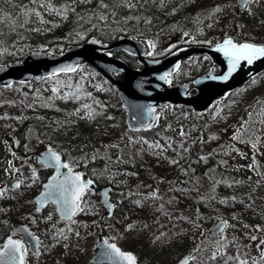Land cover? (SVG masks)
Returning a JSON list of instances; mask_svg holds the SVG:
<instances>
[{
  "label": "trees",
  "instance_id": "trees-1",
  "mask_svg": "<svg viewBox=\"0 0 264 264\" xmlns=\"http://www.w3.org/2000/svg\"><path fill=\"white\" fill-rule=\"evenodd\" d=\"M220 1L0 0V66L19 62L33 51L62 53L69 46L81 45L90 38L107 45L121 37L144 41L150 49L147 58L151 60L163 59L181 48L211 47L221 37L217 36L215 39L210 32L201 30L199 24L203 19L204 9ZM233 8L236 6L233 5ZM180 32L187 34L188 39L166 48L165 45L173 42L175 35ZM228 32L229 30L224 38L230 37ZM235 41L239 44L247 42L239 39ZM247 43L264 46V42L256 40ZM112 55L132 68H139L132 56L120 51H114ZM188 64L183 63L171 76V85L192 83L205 75L212 66L206 56H197L190 62L195 67L190 73H185L184 68ZM81 75L85 76V80L80 82L78 79ZM263 76L264 73L251 79L227 98L258 87ZM91 86H96L98 90L91 91ZM225 99L217 103H222ZM103 104L112 106L124 115L116 91L86 68H79L72 74L34 79L27 85L14 84L7 89H0V146L5 144L13 156H18L28 150L29 136L32 134L39 136L46 149L54 151L70 165L89 164L90 167L112 169L130 165L131 171H145L158 180L161 187L150 196L132 192L138 184L132 176L126 187L121 188V204L117 209L119 208V214L125 215L135 225L125 228L120 224L121 226L116 227L112 224L113 220L105 219L104 227L97 229L100 232L97 237L112 243L121 252L131 254L135 258V264H175L183 257L190 258L189 264H238V261L228 258L244 259L230 249V245L234 244L233 240L230 245L211 247L210 242L214 243V240L208 238L195 251L184 250L183 247L180 249V244L187 230L210 225L216 219L227 222V232L229 228H233L235 233L245 232L248 235V231H252L253 225H257L260 220V195L264 198V184L257 185L255 190L258 197L253 199L243 198L237 192L229 196L224 188H220L226 183H220L213 196L207 197L195 181L200 172L198 158L202 156L195 153L193 141H189L184 150L170 153L161 142L147 139L152 130L137 133L139 137L132 138L134 134L125 125L122 131L129 137V142L123 145L118 159L105 161L93 153L99 145L111 139L115 141L116 133H109L106 123L102 122L98 108ZM176 115L182 119H202V115L193 114L191 110L173 107L162 111L161 120ZM29 156L31 158L34 155ZM203 158H209L213 160V165H219L213 155ZM130 169L124 172L134 175ZM82 171L88 176L91 174H88L89 169ZM109 176L113 177L108 173L104 174L105 185L109 184ZM39 187L40 185L28 187L22 184L18 189H9V192L4 193L0 203V248L8 237L21 239L15 225H26L34 235L37 226L31 225V217H40L50 212L58 224H70L59 220L55 211H50L51 208L42 212L35 209L33 198L39 193ZM194 204L200 212L195 222L192 221L193 217L190 219ZM214 212H217L215 216L212 215ZM233 212L239 213L240 218L231 216ZM183 213L187 217H183ZM78 215L81 216L82 213ZM78 220L81 221V218ZM119 222L120 220L117 224ZM122 223L126 224L125 220L122 219ZM75 228V232H81L83 226L78 224ZM107 230L118 233L115 240L107 235ZM60 237L57 233L52 236L51 241H57ZM38 238V255L32 256L25 250V264H38L37 260L41 259L45 246L40 234ZM96 239L87 236L79 245L81 248H77L87 261L93 255L90 247ZM214 253L216 259H212Z\"/></svg>",
  "mask_w": 264,
  "mask_h": 264
},
{
  "label": "rangeland",
  "instance_id": "rangeland-1",
  "mask_svg": "<svg viewBox=\"0 0 264 264\" xmlns=\"http://www.w3.org/2000/svg\"><path fill=\"white\" fill-rule=\"evenodd\" d=\"M233 5L236 6L235 0H221L219 3L207 6L204 9L199 28L210 32L215 39L217 36L221 37L216 43H221L227 30H229L230 35L228 38H232L234 41L239 39L247 42L251 40L264 42V0H258V2L256 0L241 12H237ZM216 8H219L220 11L214 13ZM186 39L188 37L180 32L175 35L174 41L166 44L165 47L171 48L173 43ZM144 44L149 48L147 43ZM186 63L189 64L184 68L185 73H190L195 64ZM78 80L84 81L85 76H79ZM260 82L261 85L248 92L237 93L222 103H217L202 115V119L196 117L182 119L176 115L174 117L167 116L161 120L160 117L159 123L148 134V140L161 142L170 153H178L184 150L188 142L193 141L195 153H200L202 156L198 158L200 172L197 173L195 181L207 197L213 196V192L220 183H226L220 188H224V192L229 196H233L237 192V194H242L243 198L253 199L258 197V192L255 190L257 185L264 184V76ZM90 90L97 91L98 88L91 86ZM98 112L102 115V122L106 123L107 126L105 127L108 128L109 133L116 134L114 136L115 141L111 139L109 142L99 145L93 155L104 158L105 161L118 159L123 145L129 142V137H126L122 131L123 125H125V115H121L108 104L101 105ZM131 137L137 138L139 135L134 134ZM29 139L28 150L24 151L26 153H19V158L13 156L5 144L0 146V192L3 193L0 195V203L4 193L9 192V188L13 190L11 188L12 183L25 180V178L29 179L30 184L34 183L36 177H26V171L33 169L34 166L33 161L29 160V155L43 151L45 145L39 136L30 134ZM209 155H213L217 159L218 166L213 165V160L203 158V156ZM130 168V165L122 168L116 166L113 169L106 167L103 173H108L115 178V187L118 192L121 188L126 187L131 176L133 180L136 178L138 183L133 189V193L150 196L161 187V183L152 178L148 172L138 173L136 170L131 171ZM129 169L134 175L124 172ZM23 189L27 188L23 187ZM200 196H202L201 193ZM115 198L118 200L117 194H115ZM119 198H122L120 194ZM260 203L262 204L260 205V220L257 221V225H253L252 231H248V235L245 232H236V234L233 228H229L227 232L226 227L219 238L222 244L230 245L233 240L234 244L230 245V249L244 257L248 264H253L254 261L256 264H264V260H261L264 245L260 244V241L264 240V198L261 195ZM196 207L194 204L193 211L190 213V219L193 217L192 221L194 222L200 214ZM105 211L103 212L105 213ZM216 213L214 212L212 215L215 216ZM181 215L187 217L184 213ZM231 216L240 218V214L237 212L231 213ZM31 219V225L37 226L34 236L38 238L40 234L45 246L41 259L37 260L38 264H92L91 260L87 261L82 251L77 248H81L79 245L83 243L85 237L97 238L100 234L97 228L83 227L81 232L80 230L75 232L77 230L75 226L58 224L50 212L40 217H31ZM118 219L120 220L119 224L116 221ZM122 219L125 220L126 224L122 223ZM218 221L225 222L223 219H216L210 225L206 224L187 230L185 237L182 238L180 249L183 247L184 250L193 249L195 251L203 243H206L208 238H212L211 229ZM112 224L116 227L121 224L127 228L136 223L125 215L119 214ZM18 226L15 225L16 230ZM106 232L113 240L118 236L114 230H107ZM57 233L61 236L59 240L51 241L52 236ZM65 236L67 239H64ZM252 236L257 237V239L252 240ZM16 239L21 240L19 237ZM210 245L211 247L218 246L217 240H214V243L210 242Z\"/></svg>",
  "mask_w": 264,
  "mask_h": 264
},
{
  "label": "water",
  "instance_id": "water-1",
  "mask_svg": "<svg viewBox=\"0 0 264 264\" xmlns=\"http://www.w3.org/2000/svg\"><path fill=\"white\" fill-rule=\"evenodd\" d=\"M256 2L253 0L252 3ZM237 12L247 8L243 0H235ZM250 3V4H252ZM216 43L211 47H187L178 49L163 59L151 60L147 58L149 48L144 41L131 37H121L111 44H103L95 38H90L81 45H71L64 52L33 51L24 59L16 63L0 66V89H7L14 84L27 85L34 79H46L59 74H72L79 68H86L98 75L115 91L125 115V124L132 133L147 132L154 128L164 109L182 107L193 114L202 115L209 111L216 102L225 99L230 94L244 87L251 79L264 73V57L255 59L251 64L241 60L232 68L229 74V59L221 51H217ZM237 44V43H236ZM120 51L136 59L139 68L128 66L123 60L114 57L112 52ZM206 56L211 61L209 71L196 78L192 83L171 85V76L184 62H190L194 57ZM164 76L166 79H161ZM227 77V79H224ZM51 150H44L36 154L40 164L46 168H54L55 173L43 184V190L38 193L33 202L38 212L44 211L48 205H54L56 214L62 221H68L61 203L62 196L58 185L68 178L66 187H72L71 178L76 175L63 167L61 158L59 166L50 159ZM59 156V155H58ZM60 157V156H59ZM81 183L83 182L80 178ZM16 183L13 188H16ZM87 188H93L89 184ZM109 190H102V204L106 208V216L113 212L109 200ZM224 221H218L211 229L214 240L221 237L219 231ZM17 231L21 235L22 244L27 247V252L33 256L39 253V239L33 236L26 226L20 225ZM8 237L0 251L9 240ZM110 243L99 239L96 243L97 251L91 258L92 264H126L121 258L115 256ZM189 264V257L180 259L176 264L185 262ZM19 264V262H17ZM23 264L24 260H23Z\"/></svg>",
  "mask_w": 264,
  "mask_h": 264
},
{
  "label": "snow or ice",
  "instance_id": "snow-or-ice-1",
  "mask_svg": "<svg viewBox=\"0 0 264 264\" xmlns=\"http://www.w3.org/2000/svg\"><path fill=\"white\" fill-rule=\"evenodd\" d=\"M243 2L244 4H250L253 0H243ZM219 11L220 9L216 8L214 13ZM36 15H39V13H36ZM217 51L223 52L225 56L228 57L230 63L229 74H231L232 68H235L236 64L241 60H245L251 64L255 59L264 57V46H257L251 43L236 44L231 39H225L222 45L217 46ZM161 79H166V77L162 76ZM224 79H227V77H224ZM253 147H255V145H253ZM50 159L54 160L57 166H59L60 157L56 153H52ZM63 167L68 168V165L64 164ZM69 170L71 171V169ZM67 182L68 178H66L64 182H61V184L57 187L59 188L62 196L61 203L63 205L65 215L71 218V216L76 215L77 212L84 210L81 208V201L87 186L92 182L87 181L86 183H81L79 175L71 178L72 187L70 189L66 187ZM2 194L3 193L0 192V195ZM131 227L132 226L130 225L129 228ZM226 227H228L227 222H223L219 231L222 232ZM64 239H67V236H65ZM251 239L256 240L257 237L252 236ZM260 244L264 245V240H261ZM217 245L218 247L223 246L220 239H217ZM109 247L112 253L121 258L124 262H126V264H135V258L131 254L121 252L115 245H109ZM24 252L25 247L20 241L10 239L4 246V249L0 251V264H17V262H19V264H23ZM212 259H216L215 253L212 256ZM228 259L236 260L238 261V264H248L246 259H242L240 257H229ZM261 260H264V253H262ZM182 264H186V261L182 262ZM253 264H256V262L254 261Z\"/></svg>",
  "mask_w": 264,
  "mask_h": 264
},
{
  "label": "flooded vegetation",
  "instance_id": "flooded-vegetation-1",
  "mask_svg": "<svg viewBox=\"0 0 264 264\" xmlns=\"http://www.w3.org/2000/svg\"><path fill=\"white\" fill-rule=\"evenodd\" d=\"M44 150H46V147ZM36 154L37 153L33 154L34 156L29 158V160L33 161V164H34L33 169H28L26 171V177H31V176L36 177L34 180V183L30 184L28 182L29 179H26V178H25V180L22 179L19 182H14V183H16V185H18V187H20V185H22V184L28 185L29 187H32V186L38 187L40 185V187H39L40 188L39 193H40L43 190V184L55 173V169L54 168H46L42 164H40L36 158ZM19 157L20 156H18V158ZM24 158H25V156H24ZM90 159H93V157L90 156ZM61 161H62V163L68 165V168H67L68 170L71 169L72 173H74L75 175H79L83 182L91 181L93 184V188H87L85 191V194L82 198L81 208H83L84 210L77 212V214L74 215L73 218L68 220V221H62V220L61 221L66 222V223H70L72 226L81 224L83 227H95L97 229H102L104 227V224H105V219L115 220L116 217L119 215V208L117 209V207H120V204H121V199L119 198V194L121 195V191L119 189H118L119 192L116 190L115 178L110 177V176L107 177V179H108L107 183H109V184L105 185V181H104V179H105L104 174L105 173H103L104 167H101V166H99V167L91 166L90 167L89 164H86V166H73V165L68 164L66 161H64L62 159H61ZM83 169H89L90 172H88V174L91 173L89 175L91 177H89L86 172H83L82 171ZM39 179H40L41 183L39 182ZM14 183L11 184V188L12 189H18L17 186H16V188L12 187ZM104 189L109 190V192H108L109 200L113 206V212L110 216H106L105 213L103 212L104 210H106V208L104 207V205L102 204V201H101V198H102L101 192ZM115 194L118 195V200L115 198ZM34 206H35V204H34ZM49 208H51L50 211H52V209L55 211L54 205H48L45 209H49ZM80 212L82 213L81 216L78 215ZM55 213H56V211H55ZM57 217H58V215H57ZM79 218H81V221L78 220ZM116 221H119V219ZM96 233H98V232L96 231ZM99 239H102V238L97 237L94 244H92L90 247L94 251L93 255L97 251L96 243L98 242ZM24 257H25V255H24Z\"/></svg>",
  "mask_w": 264,
  "mask_h": 264
}]
</instances>
